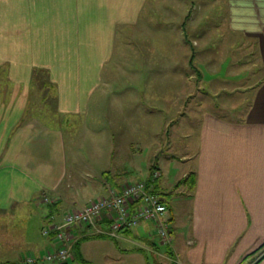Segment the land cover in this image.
<instances>
[{
    "label": "crops",
    "instance_id": "1",
    "mask_svg": "<svg viewBox=\"0 0 264 264\" xmlns=\"http://www.w3.org/2000/svg\"><path fill=\"white\" fill-rule=\"evenodd\" d=\"M146 1L0 0V65L4 62L9 65L7 71L1 72L6 65L0 68V264H24L33 255L37 256L36 262L45 261L46 254L60 247L61 241L56 240L53 233L43 235L42 230L58 220L63 224L60 208L74 210L82 206L70 196H65L72 192L79 179L74 177V173L67 175V155L61 125L49 122L44 115L47 113L45 107L31 102L33 87L28 84L22 88L16 82L20 70L30 78V62L34 61L31 60L29 49L32 48L35 54L38 49L43 52L51 48L48 27L53 20L61 24V34L66 38L67 46L84 47L68 61L48 59L44 63L34 62V65L45 68L44 78L58 79L55 107L59 115L62 114L64 118L78 116L88 110L90 99L98 89L103 88L106 92L109 82L104 80V71L106 63L115 54L118 28L123 25L125 32H128V29L138 27ZM177 1L173 0L171 4ZM96 2L97 6H93ZM227 2V25L221 21L214 24L212 14L202 23L200 20L192 23L190 18L183 20L179 26L185 44L187 39L184 31L191 30L196 36L190 42L192 50L173 67L171 64L165 66L163 62L157 68L161 72L157 73L160 76L156 80L157 86L163 90L165 80L168 85L169 81L177 79L184 87L182 94L188 95L182 104L181 100H177L176 109H171L177 110V115L170 119L168 126L179 117L182 107L190 103L191 96L198 90L199 80L202 85L199 90L205 88L203 92L209 96L233 94L236 89L229 90L227 86L231 80L238 82L240 94L248 93L252 97L248 98V105L242 106V117L218 112H234L238 108L231 107L225 99L216 101L214 109L209 106L205 108L199 124L193 163L189 172L183 175L191 172L195 174L194 186H190L189 190L193 201L190 224L176 226L171 222L172 241L166 246L157 234L155 222H142L128 232H122L120 237L112 238L122 258L143 253L146 264H152L148 256L151 253L155 264H159L155 259L158 253L165 261L162 264H172V261L176 264H244L250 257L252 259L247 264H264V0ZM171 4L168 6L171 7ZM177 5L181 6L180 2ZM141 21L143 28L144 20ZM225 28L231 33L222 37L236 34L246 45L257 48L255 68L252 72L245 67H239L237 72L229 69L234 76L215 75L206 79V69L212 74H218L220 70L218 65L213 66L216 57L211 55L213 35L210 33ZM200 43L203 46L205 44L203 49H198ZM91 48L93 50L88 52ZM101 48L108 50L101 53ZM202 54L206 57L204 60ZM198 61L208 65L206 69L200 68L201 76L195 72L194 65ZM231 64L232 60L228 66ZM64 80L70 82L65 83ZM243 81H249L250 84L240 86ZM160 99L164 100V96H159ZM156 163L162 171L158 157ZM116 170L112 172V180L102 175L100 182L94 178L82 183L101 192L83 205L107 195L110 188L120 189L124 184L134 181L127 176L136 171L134 168L124 166ZM156 185L159 186L157 182ZM157 190L166 201L163 197L166 194L164 188ZM50 195L52 201L45 202V197ZM63 198H67L64 203ZM57 203L61 204L54 207ZM45 204L49 205L50 210L43 215L42 227H33L27 220L39 215L40 207ZM168 205L172 220V208ZM18 212H27L23 222L16 221ZM106 216L98 219V226L106 227L109 224L110 219ZM73 230L76 239L70 243L73 250L76 245V253L73 252L72 258L86 262L81 244L84 240L92 239L84 237L93 236L95 229L87 225Z\"/></svg>",
    "mask_w": 264,
    "mask_h": 264
},
{
    "label": "rangeland",
    "instance_id": "2",
    "mask_svg": "<svg viewBox=\"0 0 264 264\" xmlns=\"http://www.w3.org/2000/svg\"><path fill=\"white\" fill-rule=\"evenodd\" d=\"M172 1L147 0L140 15L138 27H134L133 30L128 29V32H125L123 25L118 28L115 54L106 63L104 71V80L109 82L107 84L108 88H105L106 92L103 88L96 91L90 99V105L85 113L78 116L61 117L62 114L59 115L55 107V95L58 94L59 85L58 79H45V68L34 65V62L44 63L43 61L48 59L51 61H68L74 57V54L84 49V47L67 46L64 40L66 38L61 34V24H57L55 20L52 23L50 22L48 27V41L51 48L49 47L43 52L42 49H38L35 54L32 52L33 49L30 48L31 60L34 61L30 62V78L28 79L26 73L20 70L16 82L20 83L22 88H25L28 84L31 88L33 87L34 93L31 96V102L34 105L45 107L47 113L44 115L49 122L61 125L67 155V175L71 176L74 173V177L79 179L78 182H75L72 192H69V195L65 194L67 198L70 196L74 201L84 206V202L99 196L101 192L99 190L98 192L94 191L89 188L90 186H84L82 183L94 178L100 182L102 175L107 178L110 177L112 180V172L116 169L120 170L124 166H130L136 170L131 176L127 175L131 179H146L149 176L148 172L151 165L156 162L158 157L163 176L157 179L159 185L157 188L162 187L166 191L163 197L172 208L173 218L171 222L176 226H188L193 204L189 196L190 186L179 182L187 176L183 175L185 172H189L191 163H193L192 157L197 148L199 124L203 118L205 108L209 106L214 109L216 108L214 107L216 101L225 99L229 101L231 107L238 108L234 112L226 110H218V112L242 117V106L248 105V98L252 96L247 95L248 93L246 95L240 94L241 87L238 86V82L231 80L228 81L227 86L229 90L236 89L233 94H230V96L222 94L209 96L204 94L203 90L205 88L199 90L202 85L200 84L201 81L197 79V92L191 96L190 103L179 111L180 115L177 119L175 118V122L168 126L170 119H174L172 117L177 115V110L171 109H176L178 107L177 100H181L180 103L182 104L188 95L182 94L184 87H182L181 81L177 79L169 81L168 85L166 84L167 80H165V86L161 90L162 88L157 86L158 81L156 82L157 78L160 77L157 73H161L157 68L163 62L165 66L171 64V67H173L184 55H189L192 50L191 43L196 37L193 36L189 28L190 31H184L187 47L183 41L184 39H182L183 31L179 25L182 24L183 20L186 21L189 18L193 20L192 23H198L199 20L202 23L210 14H212L211 20L214 24L218 21H221L223 25L228 24L227 0H178L173 5L171 4ZM179 2L181 6L177 5ZM168 4H171V7ZM93 6H97V2ZM141 19L144 20L143 28L141 27ZM226 29L223 31L213 30L210 33V35H213V38H211L213 39L211 41V55L216 57L213 60V66H219L218 74L208 72L206 69L208 65H204L205 62L202 65L201 61H198L194 65L196 75L201 76V67L206 69L204 71L207 75L206 79L215 77V75L227 76L231 74V76H234L229 69L237 72L239 67H245L252 72L255 68L254 61L256 55H258L257 48L251 44L246 45L247 43L245 44V42L238 39L235 33H232L235 36L222 37L221 35L231 33L230 30L227 31ZM67 30L63 32L64 36ZM206 41L209 42L210 40ZM204 47L205 44L203 46V43H200L198 49ZM92 50L93 48L87 51ZM107 50L108 48H101L99 51L104 53ZM95 51L98 50L95 49ZM252 55H255V57ZM202 56L204 60L206 57H204V54ZM230 60H232V64L228 66ZM8 67V64L2 63L0 65L1 72L7 71ZM190 71L193 72L192 68H190ZM64 82L69 83L70 81L64 80ZM146 82L150 84L145 85ZM51 83L55 86L54 89L51 88ZM248 84H250L249 81H243L240 86ZM161 95L164 96V100H159ZM71 105L73 104L71 103ZM67 198L62 199L63 203ZM51 201V195L45 197V202ZM60 204L57 203L54 207ZM60 209L64 224L65 215L73 209ZM49 210V205H42L39 209V215H33L32 219L27 221L31 225L33 224V227H42L44 223L43 215ZM26 213L16 214V221L23 222ZM63 224L60 223L61 226ZM87 225L91 226L86 224L82 227ZM38 236L40 235L38 234ZM53 236L55 238V234ZM75 239L76 236L73 240ZM112 242L113 239L108 237L84 240L81 244V252L83 257L86 258V262L78 258L73 259L72 251L67 263L45 259V261L38 262H28L26 260L27 262L25 261L24 264H146V257L143 253L120 257ZM165 245L168 246V244ZM254 254L250 255L253 256ZM148 256L150 262L155 264L153 255L148 253ZM33 257L36 258L37 256L33 255ZM155 259L161 264L165 262L158 253H156ZM251 259L252 257L248 258L244 264H247ZM171 263H174V261ZM224 264L229 263L225 262Z\"/></svg>",
    "mask_w": 264,
    "mask_h": 264
},
{
    "label": "built area",
    "instance_id": "3",
    "mask_svg": "<svg viewBox=\"0 0 264 264\" xmlns=\"http://www.w3.org/2000/svg\"><path fill=\"white\" fill-rule=\"evenodd\" d=\"M161 171L155 168L148 179H137L124 184L120 189L111 188L109 193L74 209L65 215V223L52 222L43 230V235L55 234L62 246L53 249L45 256L47 260L63 262L72 254L71 241L75 238L70 227L89 224L96 233L110 237H120L125 228H134L145 221H154L157 234L164 244L172 241L170 208L161 195L154 190ZM107 215L110 219L106 227L97 225L98 219ZM37 258H27L35 262Z\"/></svg>",
    "mask_w": 264,
    "mask_h": 264
},
{
    "label": "trees",
    "instance_id": "4",
    "mask_svg": "<svg viewBox=\"0 0 264 264\" xmlns=\"http://www.w3.org/2000/svg\"><path fill=\"white\" fill-rule=\"evenodd\" d=\"M45 79H47V78H45ZM49 84H50V82H49ZM51 88L52 89H54L55 88V86L51 83ZM155 168H158V166H157V163L156 162H154L152 165H151V167H150V173H149V176L147 177L148 179L151 177V175H152V172H153V170L155 169ZM159 169V168H158ZM195 174H194V172H191V173H189L185 178H183V180H181L179 183H186V184H188L189 186H194V183H195V176H194ZM157 182V181H156ZM154 190L156 191V192H158V190H157V185L155 184V187H154ZM159 193V192H158ZM105 218H107V216L105 217ZM71 228V230L72 231H74L73 230V228H76V227H74V226H72V227H70ZM79 228V227H78ZM130 230H132V228H125L122 232H128V231H130ZM96 237H109V238H114V237H110V236H108V235H106V234H103V233H94L93 234V236H86V237H84L85 239L86 238H96ZM116 238V237H115ZM56 239V238H55ZM57 240V239H56ZM59 242H60V240H58ZM156 243V242H155ZM61 246H62V242H61ZM143 248V247H142ZM76 249V245H75V247H74V250H73V248H72V251L74 252V253H76L75 250ZM141 249V248H140ZM78 251V250H77ZM82 259V258H81ZM84 261H86L85 259H83ZM37 261V260H36ZM35 261V262H36ZM62 263H67V260L66 261H63ZM157 263V262H156ZM7 264V263H6ZM18 264H21V263H18ZM158 264V263H157ZM159 264H161L160 262H159ZM172 264H176V263H172Z\"/></svg>",
    "mask_w": 264,
    "mask_h": 264
}]
</instances>
